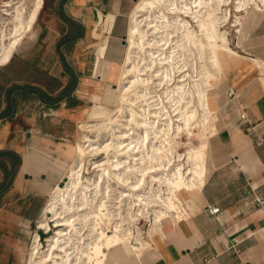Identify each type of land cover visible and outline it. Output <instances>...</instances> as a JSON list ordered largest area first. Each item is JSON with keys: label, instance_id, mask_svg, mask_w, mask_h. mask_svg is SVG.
Returning a JSON list of instances; mask_svg holds the SVG:
<instances>
[{"label": "bare ground", "instance_id": "6f19581e", "mask_svg": "<svg viewBox=\"0 0 264 264\" xmlns=\"http://www.w3.org/2000/svg\"><path fill=\"white\" fill-rule=\"evenodd\" d=\"M42 4L43 0H0V66L24 39L33 38ZM260 4L264 0L134 3L121 62H104L105 41L96 51L95 73L108 69L117 75L110 92L115 109L101 103L103 86L90 88L80 82L78 95L86 93L94 105L77 124L75 158L63 185L50 191L36 223L43 234L51 228L54 234L47 238L45 249L35 235L26 264H107L109 254L113 264L133 257L141 263L143 243L139 248L129 246V240L138 239L134 235L138 218L148 215L150 229L157 235L164 219L175 223L184 217L185 195L200 188L207 173L206 151L216 119V114L210 115L208 101L215 82L225 79L228 65L248 58L231 43L241 47L249 8L260 11ZM229 6L233 12L222 13V7ZM113 19L108 15L100 22L103 30H109ZM93 36L100 38L95 31ZM196 127L198 143L188 141L191 148L184 154L173 152L181 145V134L190 140ZM89 155L103 157L91 163L92 173L86 175ZM120 186L129 193L120 191ZM116 193L114 202L110 194ZM112 202H124L122 218L114 213L120 207ZM104 225H112V234L105 233ZM120 249L126 253L121 260Z\"/></svg>", "mask_w": 264, "mask_h": 264}, {"label": "crops", "instance_id": "0c3cea01", "mask_svg": "<svg viewBox=\"0 0 264 264\" xmlns=\"http://www.w3.org/2000/svg\"><path fill=\"white\" fill-rule=\"evenodd\" d=\"M43 5L44 0L35 25ZM260 7L242 26V52L248 58L230 63L225 72L228 102L215 108L221 118L217 124L215 119L208 140L204 184L185 195L184 217L162 221V233L151 237L144 264H264V5ZM130 9L129 0H57L50 6V22L64 26L60 39L69 32L65 20L82 28V36L59 51L60 39L56 42L53 52L62 67L64 54L71 48L80 54L88 40L105 41L104 62L120 63ZM108 15L114 19L105 31L100 22ZM42 33L40 29L38 35ZM73 75L74 89L62 96L70 75L65 81L17 53L0 66V152L20 158L13 174L0 169V264H26L32 227L50 191L64 182L61 172L66 174L74 161L75 144L64 141L87 110L86 97L77 93L85 78ZM37 106L43 109L39 123ZM212 208L219 213L210 215Z\"/></svg>", "mask_w": 264, "mask_h": 264}, {"label": "rangeland", "instance_id": "374dc122", "mask_svg": "<svg viewBox=\"0 0 264 264\" xmlns=\"http://www.w3.org/2000/svg\"><path fill=\"white\" fill-rule=\"evenodd\" d=\"M57 0H44V5H43V9L41 11V14L36 22V25L34 27V35L33 38L31 39H24L22 44L17 48V50L15 51V53L19 54V55H25L27 58L30 59V61H33L36 65H41L43 68H46L47 71H52L55 75H57V77L63 79V80H68L69 79V75L68 74H64V69L60 63V60L58 58V56L56 55L55 51L53 52V48L55 47L56 42L60 39L62 32H63V25L62 23H57V22H50V6H52ZM130 1V11L132 10V8L134 7V3L138 0H129ZM255 7L250 6L249 8V13L248 15H253L252 13L257 11L256 9H252ZM222 13L224 11V9H229L233 12V8L232 6L229 7H222ZM130 11L129 13L126 14V18H125V23L127 20H129L128 18L130 17ZM127 21V25H128ZM40 29H42L43 33L38 35V32L40 31ZM233 37V35H232ZM127 36L124 38V42L126 40ZM231 41L233 42L234 39L230 38ZM244 36H242V34L240 33V40L242 41V45L240 48L234 47L233 43H231V48L233 49H237L238 51H241V49H244L243 46L245 44L244 42ZM247 39V38H246ZM25 41V43H24ZM100 41L99 40H88L87 44H85L84 48L82 49V51L80 52V54L78 55H74L73 52V48L70 49V53L64 54L65 60L67 62V64L69 65V67L71 68L72 72L74 74H77L79 77V80L83 79V82L89 83L90 88H93L95 86H103V95L102 98L103 100L101 101V103L107 107L108 109H115V106L113 103H111L110 100V92L112 88L114 87V83H116L117 80V75L115 72H112L108 69H99V71L97 73H95L96 71V49L99 45ZM125 46V43H124ZM21 49V50H20ZM124 49L125 47H121V51H123L124 53ZM62 52H64V50L62 49ZM198 62V61H197ZM214 68L216 66H213ZM226 74V73H225ZM224 76V75H223ZM88 79V80H87ZM104 80V81H102ZM215 89H214V94L211 95L210 99H209V107H210V115H214L215 114V108L216 107H220L221 105H226L227 106V102H228V96L226 95V86L224 84V78H221L219 80H217L215 82ZM78 89V88H77ZM81 95L85 96V102H84V106L85 109L88 111L93 105L94 102L87 97L86 93H82ZM89 99L90 102H88ZM167 109L169 111H171L170 108V103H166L165 104ZM201 112V110H200ZM220 112V111H219ZM217 112L216 114V124L219 118H221V114ZM36 113H37V122L39 123L40 120L42 122L43 119V109H41L39 106L36 107ZM79 122H77L76 124L72 125V127H70V134L69 137L66 139V141H64L65 144H75V133L77 132V124ZM46 124V123H45ZM49 127V125H47ZM79 126V125H78ZM195 130H193L194 134L193 136H191V139L189 140L184 134H181V139H180V147L177 148L175 147L173 149V152H177L180 154H184L185 151L189 150L191 147L188 146L186 143L188 141L192 142L193 145H196L197 139H196V135L198 134L199 130L196 128H194ZM198 130V132H197ZM214 134V129H211V135ZM167 150V149H166ZM89 155L87 157V159L90 161V163L86 162L85 165V169H84V173L86 175H90L91 172V163L92 162H98L102 159L103 156L101 155H97V156H91ZM53 158H57L56 156ZM109 170V169H108ZM84 174V175H85ZM65 177V171L61 172V177ZM63 182V180H62ZM63 185V183H62ZM112 185V184H111ZM115 185L113 184L112 187H114ZM120 191H123L124 193H129V191H127V188L124 189V187L122 188V186H120L119 188ZM115 193V192H114ZM118 193H116V195H112L110 194V198H112L113 196H118ZM119 197V196H118ZM101 198V197H100ZM115 199V197H113ZM117 199H115L114 202H116ZM119 200V198H118ZM122 201L125 202V199H122ZM124 202L121 203H117V204H113L112 203L110 205L117 207L119 206V209L115 210V214H120L118 215V217L122 218V216L125 215V213L123 212V209H125L124 206ZM121 205V206H120ZM121 209V210H120ZM118 212V213H117ZM124 213V214H123ZM148 215L141 216L140 218H138L139 220L137 221V224L135 225L137 232L134 233V235L136 236V240L133 238L131 240H129V246L131 247H136L139 248L141 247V244L139 243H143L144 246V251L148 252L149 251V242L151 237L154 235L153 231L150 229L151 228V222L149 220ZM106 222V221H105ZM112 223V222H111ZM54 223L50 222V226H53ZM105 230V233L107 234H112V225L109 226L107 228V226H102ZM53 229V230H52ZM43 230L39 231V229H37V225L35 224L32 227V234H31V242L33 241L34 237L36 234L39 235V242L42 245V247L45 249L46 248V244H47V238H49L50 236H52L54 234V228H51V232L47 233V234H43ZM138 233V234H137ZM143 241V242H142ZM143 254L141 253L140 256V262L141 264L143 263V258L146 255V253ZM117 257L120 258L121 257H126V253L125 251H120L117 252ZM125 259V258H124ZM122 260L120 261L118 264H139L136 260V257H133L129 260ZM125 261V262H124ZM113 260L110 257V254L108 256V258L106 259V263L107 264H113ZM130 262V263H128ZM144 264V263H143Z\"/></svg>", "mask_w": 264, "mask_h": 264}, {"label": "trees", "instance_id": "16d2710c", "mask_svg": "<svg viewBox=\"0 0 264 264\" xmlns=\"http://www.w3.org/2000/svg\"><path fill=\"white\" fill-rule=\"evenodd\" d=\"M64 22L68 25L69 32L58 41L56 45L57 51H59L61 46L70 44L82 36V28L80 26H77L76 24L68 20H65ZM62 64L65 72L70 75V84L63 92L62 96H64L65 94H69L74 89L77 79L73 75L71 68L66 64L64 59H62ZM5 159L10 160V165L6 164ZM19 164L20 158L15 153L9 151L0 152V169L5 170L8 175L13 174L15 172V168L18 167Z\"/></svg>", "mask_w": 264, "mask_h": 264}, {"label": "built area", "instance_id": "2783aa9c", "mask_svg": "<svg viewBox=\"0 0 264 264\" xmlns=\"http://www.w3.org/2000/svg\"><path fill=\"white\" fill-rule=\"evenodd\" d=\"M240 118L243 120L244 119V116L241 115ZM208 213L210 215H217L219 213V209L218 208H212V209H208Z\"/></svg>", "mask_w": 264, "mask_h": 264}, {"label": "water", "instance_id": "95a60500", "mask_svg": "<svg viewBox=\"0 0 264 264\" xmlns=\"http://www.w3.org/2000/svg\"><path fill=\"white\" fill-rule=\"evenodd\" d=\"M60 185H62V183Z\"/></svg>", "mask_w": 264, "mask_h": 264}]
</instances>
